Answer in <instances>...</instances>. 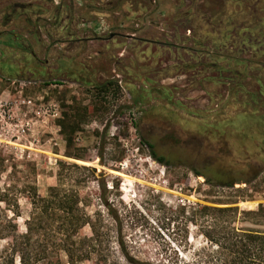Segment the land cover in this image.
<instances>
[{
  "label": "rangeland",
  "instance_id": "obj_1",
  "mask_svg": "<svg viewBox=\"0 0 264 264\" xmlns=\"http://www.w3.org/2000/svg\"><path fill=\"white\" fill-rule=\"evenodd\" d=\"M22 43L29 52L15 50ZM24 57L63 77H0V98L15 103L0 133V264L25 232L32 189L45 197L59 185L103 221L117 257L118 240L132 257L166 262L188 201L261 210L241 225L264 234V0H0V76Z\"/></svg>",
  "mask_w": 264,
  "mask_h": 264
},
{
  "label": "trees",
  "instance_id": "obj_2",
  "mask_svg": "<svg viewBox=\"0 0 264 264\" xmlns=\"http://www.w3.org/2000/svg\"><path fill=\"white\" fill-rule=\"evenodd\" d=\"M12 67L17 71L15 76L0 77L6 81L51 83L50 76L35 78L30 75L27 79L23 72L20 73L19 69ZM29 67L31 68V64ZM135 127L139 128V125L135 124ZM169 128L177 137L180 136L181 140H185V133L175 127ZM71 132H73L72 128ZM187 140L188 137L185 141ZM141 142L149 148L150 156L155 161L163 165L168 164L163 157L156 155L150 143L142 138ZM68 143H71L70 139ZM217 186L232 187L228 183ZM32 190V195L29 197L32 211L24 223L25 232L12 238L10 264H13L15 257L19 264H38L40 261L56 264L62 258H65L67 264L85 261L91 264H158L132 257L124 244L118 240L120 256L117 257L110 245L107 227L101 219H94L88 214L77 190H65L60 185L49 187L45 197H39L35 189ZM104 206L108 217L115 223L118 222L117 211L111 209L107 203ZM260 212L261 210L240 212L237 207L205 205L192 207L190 210L179 208L175 217L182 226L183 235L176 241V247L171 250L166 262L161 264H264V234L241 225L259 216ZM190 225L197 229L198 236L201 237V241L197 244L190 242L188 233ZM85 228L89 229V235L82 233ZM41 232L48 236L45 239L47 242L37 236Z\"/></svg>",
  "mask_w": 264,
  "mask_h": 264
},
{
  "label": "flooded vegetation",
  "instance_id": "obj_3",
  "mask_svg": "<svg viewBox=\"0 0 264 264\" xmlns=\"http://www.w3.org/2000/svg\"><path fill=\"white\" fill-rule=\"evenodd\" d=\"M20 6H24V5H14L13 7L15 8V7H20ZM190 33H192V31H190ZM23 44V43H22ZM174 46H176V45H174ZM16 47H18V49H20V50H22V52H29L28 51V47H27V45L26 44H23V46L22 45H17ZM7 62H9L10 64H11V66H15V68H17V69H19V71L18 72H20V73H24L23 75H25V77L28 79L29 77H30V75H33V74H31L29 71L33 68L32 66L34 65V67L35 66H37V67H42L43 68V70H44V72H45V78L46 77H48V76H50L51 77V79H50V81H51V83L52 82H61L60 80H61V78L63 77V75H56V74H54L55 72H54V70H58V69H55V68H52L50 65H49V62L48 61H41V60H38V59H34V60H29V64H31V68L29 67V65L27 66V65H25V66H22L21 65V62L22 61H20V62H18V63H15L14 61H7ZM6 62V63H7ZM27 67H29L28 69H26ZM34 82H40V81H34ZM162 126H165V125H162ZM142 127V125H139V128H141ZM166 127V126H165ZM168 127H174V126H172V124L171 125H168ZM167 127V128H168ZM143 128V127H142ZM176 128V127H175Z\"/></svg>",
  "mask_w": 264,
  "mask_h": 264
},
{
  "label": "built area",
  "instance_id": "obj_4",
  "mask_svg": "<svg viewBox=\"0 0 264 264\" xmlns=\"http://www.w3.org/2000/svg\"><path fill=\"white\" fill-rule=\"evenodd\" d=\"M19 82H27L29 83V81H23V80H19ZM14 83V82H12ZM23 103H25V101H22ZM21 102V103H22ZM15 107V103H12L10 101L4 100L0 98V133L3 130H9V124H11V122L13 121V108ZM21 131L24 132V129L21 127ZM187 204L189 205L188 208H192L190 206L194 205L195 203L193 202H187ZM195 207V206H193Z\"/></svg>",
  "mask_w": 264,
  "mask_h": 264
},
{
  "label": "crops",
  "instance_id": "obj_5",
  "mask_svg": "<svg viewBox=\"0 0 264 264\" xmlns=\"http://www.w3.org/2000/svg\"><path fill=\"white\" fill-rule=\"evenodd\" d=\"M15 50H20V49H16L15 48ZM20 51H22V50H20ZM21 65L22 66H25V65H29V60H28V58L27 57H24L23 59H22V62H21ZM27 69V68H26Z\"/></svg>",
  "mask_w": 264,
  "mask_h": 264
}]
</instances>
